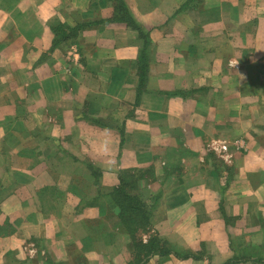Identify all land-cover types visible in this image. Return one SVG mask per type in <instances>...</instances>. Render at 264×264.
Listing matches in <instances>:
<instances>
[{
    "label": "crops",
    "instance_id": "0c3cea01",
    "mask_svg": "<svg viewBox=\"0 0 264 264\" xmlns=\"http://www.w3.org/2000/svg\"><path fill=\"white\" fill-rule=\"evenodd\" d=\"M123 1L150 40L140 89L115 0H0V264H135L108 192L94 200L130 169L153 198L143 241L201 255L143 264H264V0ZM55 22L87 26L35 63Z\"/></svg>",
    "mask_w": 264,
    "mask_h": 264
},
{
    "label": "trees",
    "instance_id": "16d2710c",
    "mask_svg": "<svg viewBox=\"0 0 264 264\" xmlns=\"http://www.w3.org/2000/svg\"><path fill=\"white\" fill-rule=\"evenodd\" d=\"M115 17L113 18L116 21L125 22L131 27H133L137 31L138 37L141 39V46L139 47V53L137 57V66H138V77H139V89L145 83V75H146V68L148 66V54L147 49L150 44L149 36L147 32H144L132 19L130 16L123 0H115ZM106 22V21H105ZM108 22V21H107ZM51 31L53 32V46L59 45L62 41L67 40L69 38L77 37L80 31H82L87 25L80 24L75 26H68L61 22H55L49 24ZM95 123L102 124V120H92ZM94 168L90 165V172L97 175V171L92 170ZM138 174V176L136 175ZM142 172L133 171V170H122L119 173V185L113 188L105 189L100 186L98 183L97 193L94 200H97L99 196L105 192H108L110 199L113 204V207L118 208L117 217L119 219V223L123 229V221H122V214L124 215L127 212H139L142 216L145 227H147V233L151 229L150 225V209H147L146 203L144 200L137 194L139 193L138 190L136 194L129 193L127 190V186L131 183L137 182L141 179ZM220 210L222 207L220 206ZM225 216V215H224ZM141 248L145 249L146 254L143 261L147 260L151 255H158L162 258H167L171 255H174L176 258L179 259H188L193 258L196 259L201 257L200 254L193 252L187 248H183V250H178L175 248L167 239L161 237L158 233H151L148 240L144 241L141 240ZM224 264H230V261H227Z\"/></svg>",
    "mask_w": 264,
    "mask_h": 264
},
{
    "label": "rangeland",
    "instance_id": "374dc122",
    "mask_svg": "<svg viewBox=\"0 0 264 264\" xmlns=\"http://www.w3.org/2000/svg\"><path fill=\"white\" fill-rule=\"evenodd\" d=\"M51 31V29H50ZM51 33L53 34V32L51 31ZM53 38H54V35H52ZM53 38H51V43H50V47L48 50H36V57H35V63L37 61H39L40 59H43L47 54V51L52 53V51L57 48L59 45H62V44H66L68 43L69 41L71 42V40L73 38H69L67 40H64L62 41L59 45L57 46H53ZM76 38V37H74ZM75 43H77L76 41H74ZM72 42V44L74 43ZM71 44V43H70ZM72 45H70V50L68 51V55H71V52H72V49L74 50V52L76 51V49H78L77 46H73V48L71 47ZM26 53V52H25ZM70 53V54H69ZM28 59V58H27ZM26 60L27 64L30 65L32 63V57L29 59V60ZM52 137H49L48 135H44L43 137H41L42 141L39 142V145L36 147L35 145V142L32 141V140H26V144L29 146V147H36L35 150L36 152L38 151L39 152V147H44L46 146L47 144H49L50 141H52L51 139ZM55 142V141H54ZM216 142L218 145H226L227 148L229 149L228 147V141L226 140H223V139H214L211 141L210 143V146H211V151H210V154H209V158L210 160L213 162V164L215 166H217L218 168L220 169H226V170H229V172H231V169L228 167L225 166V163H229L227 161H224L222 157H220V155L218 153H216L214 150H213V143ZM18 143L17 140H13L11 141V150L13 148H15L16 144ZM237 143V142H236ZM3 144V149L6 153H9L11 154L9 151V147H8V143L4 145V143L2 142ZM230 144V143H229ZM231 145V144H230ZM8 150H7V149ZM219 157L220 161L216 158L217 156ZM223 154V152H222ZM33 156V155H32ZM222 160L225 162L223 163ZM141 180H143L142 178L139 179L137 182L135 183H131L130 185L127 186V191L129 193H133V194H136V191L140 188H142V183ZM142 194V192H139ZM153 198H151V201H152ZM155 200V199H154ZM150 201V203H151ZM146 203V206H147V209H149L150 207V203H148L147 201H144ZM115 205V204H114ZM113 205V206H114ZM112 206V207H113ZM222 207V205H221ZM113 209H116L118 211V208L117 207H113ZM122 221H123V229L120 225V232H122V234L126 237V247L128 249V251L130 252V255H132V257L134 258V262L135 264H143V259L144 258H147L145 257V254H146V250L145 249H142L141 248V240H143V235H147V227H145V223H144V220L142 218V216L140 215L139 212H133V213H130V212H127L125 213L124 215L122 214ZM95 224H97V222H95ZM150 232V231H149ZM149 238V236H148ZM148 240V239H147ZM146 240V241H147ZM144 242V241H143ZM183 248H186V247H183ZM183 248H178V250H183ZM204 250V249H203ZM125 253V252H124ZM151 256H154V255H151ZM150 256V257H151ZM158 256V255H157ZM174 256V255H173ZM149 257V258H150ZM148 258V259H149ZM147 259V260H148ZM146 261V260H145ZM130 264V263H128ZM134 264V263H132Z\"/></svg>",
    "mask_w": 264,
    "mask_h": 264
},
{
    "label": "built area",
    "instance_id": "2783aa9c",
    "mask_svg": "<svg viewBox=\"0 0 264 264\" xmlns=\"http://www.w3.org/2000/svg\"><path fill=\"white\" fill-rule=\"evenodd\" d=\"M212 148L216 153L220 155V157L223 158L224 161H230V153L228 152V148L226 145H218L216 142H214Z\"/></svg>",
    "mask_w": 264,
    "mask_h": 264
}]
</instances>
